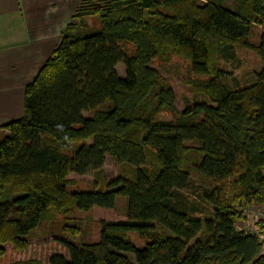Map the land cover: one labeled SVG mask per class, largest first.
Here are the masks:
<instances>
[{
	"label": "trees",
	"instance_id": "1",
	"mask_svg": "<svg viewBox=\"0 0 264 264\" xmlns=\"http://www.w3.org/2000/svg\"><path fill=\"white\" fill-rule=\"evenodd\" d=\"M94 16L99 27L88 29ZM263 22L264 0H79L24 87V114L0 126V264L10 253L4 245L24 250L23 237L51 210L113 208L117 197L126 219L100 220L97 241L59 239L66 252L47 264H264L263 243L236 229L245 216L230 207L264 205V31L250 39ZM236 45L262 60L246 85L218 64ZM167 53L207 76L186 82L204 100L175 108L150 65ZM107 156L116 176L69 189L70 173L100 176ZM191 172L215 183L198 188L197 201L182 193L193 188Z\"/></svg>",
	"mask_w": 264,
	"mask_h": 264
},
{
	"label": "rangeland",
	"instance_id": "2",
	"mask_svg": "<svg viewBox=\"0 0 264 264\" xmlns=\"http://www.w3.org/2000/svg\"><path fill=\"white\" fill-rule=\"evenodd\" d=\"M68 11L69 10L66 8H57V12H60L61 17L63 16L65 19H67L66 13H68ZM9 17L13 19V14ZM25 21L27 22V20ZM86 23L88 29L99 27V20L96 16L87 17ZM64 27L65 24H63V26L58 25V33L62 31ZM262 31H264V22L262 24H254L252 26V34L250 37L251 41L256 42ZM23 35L25 40L27 38V34L24 32ZM29 35L31 34L29 33ZM8 43L10 42L7 40V43L5 44L7 45ZM32 43H34L33 39L28 40V42L25 43L20 42V46L25 48V46ZM218 64L220 67H223L230 74V76L235 77L239 85H246L255 79L256 73L262 67V60L253 50L236 45L234 46L233 53H231V55H229L226 59L220 58ZM150 65L159 70L161 76L165 78L168 85L172 88L175 95L174 106L177 110H183L187 103H193L195 101L205 99L203 93L194 91L192 86L186 82L188 79L205 80L207 76L195 75L191 73L189 63L186 59L178 56L176 53H167L162 57L156 58L150 63ZM116 71L120 76H124L125 74L122 64L116 65ZM33 77L29 80H25L24 84L26 85L29 83ZM107 106L109 105H105L104 108ZM100 108L102 109V107ZM23 114L24 106L23 111L18 117H21ZM170 115L171 113L165 110L160 113V117L162 118H168ZM2 135H4V133L0 134V137ZM187 143L193 144V142ZM195 160L196 157L194 156L192 158V162L189 164L192 165ZM118 172L119 165L107 156L100 176H96L94 173H86L83 175L70 173L67 176V178L72 182L71 185H69V189L82 190L104 186L105 181L116 176ZM190 175L193 180V188L191 190H183L182 193H184L185 196L191 200L193 198L196 200L194 196L195 191H197L198 188L211 189L215 185L214 182L204 179L195 172H191ZM222 184L225 187L224 197H226L229 193L227 185L228 182L226 181ZM226 199H228V197ZM230 207L235 210H239L245 216L243 221H237L235 223L236 229L243 232H252L257 238L264 242V205L257 203L245 205L242 201L234 200L230 203ZM126 217V203L125 198L123 197L116 198L113 208L93 206L88 210H82L76 207H71L67 213H58L51 210L49 220L41 222L35 229L31 230L23 237L27 240V246L24 250H13L11 243L4 245L10 251L6 264H10L15 260H26L29 258L37 259L41 262V264H47V259L51 254L66 252L60 244L59 239H66L77 244L87 241H97L99 239L100 220H122L126 219ZM131 239L134 241L136 246L143 245V240L138 238L137 235L131 234ZM127 256L130 257V259L132 258V261H134L131 253L127 254Z\"/></svg>",
	"mask_w": 264,
	"mask_h": 264
},
{
	"label": "crops",
	"instance_id": "3",
	"mask_svg": "<svg viewBox=\"0 0 264 264\" xmlns=\"http://www.w3.org/2000/svg\"><path fill=\"white\" fill-rule=\"evenodd\" d=\"M78 1L0 0V126L19 118L25 80L35 76L51 53L61 32L57 26L66 25ZM57 8L69 10L67 19L61 17ZM12 14L13 19L9 17ZM24 32L26 39H33L34 43L22 48L20 42H28ZM7 40L10 43L6 45ZM2 133L6 131L0 128Z\"/></svg>",
	"mask_w": 264,
	"mask_h": 264
},
{
	"label": "built area",
	"instance_id": "4",
	"mask_svg": "<svg viewBox=\"0 0 264 264\" xmlns=\"http://www.w3.org/2000/svg\"><path fill=\"white\" fill-rule=\"evenodd\" d=\"M245 233H252V232H245ZM258 241L261 242V243H264V242L261 241L259 238H258Z\"/></svg>",
	"mask_w": 264,
	"mask_h": 264
}]
</instances>
